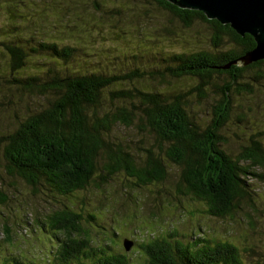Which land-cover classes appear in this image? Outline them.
Here are the masks:
<instances>
[{
    "label": "trees",
    "instance_id": "16d2710c",
    "mask_svg": "<svg viewBox=\"0 0 264 264\" xmlns=\"http://www.w3.org/2000/svg\"><path fill=\"white\" fill-rule=\"evenodd\" d=\"M146 3L164 15L154 28L157 52L150 45L137 47L136 31L125 30L153 20L139 11ZM198 23L207 25L210 36L206 48L193 49L175 29L189 31ZM0 27V122L10 120L0 132V169L22 181L32 196L56 202L32 222L55 244L57 256L49 263L249 264V250L245 263L234 244L196 240L198 234L191 242L171 241L172 234L143 240L134 253L145 260L141 263L109 242L115 244L126 219L135 220V212L149 206L148 198H168L131 194L169 181L167 162L181 169L176 194L220 219L244 203L251 224L259 210L253 181L264 178L263 171L256 172L264 170V131L252 132L234 150L227 148L225 131L233 119L241 123L246 116L248 124L257 118L247 103L245 115L236 99L254 95L247 74L253 73V82L263 80L264 60L224 67L255 48L252 36L167 0H0ZM124 46L127 53L121 52ZM137 49L150 62L140 65ZM116 61L128 64L111 66ZM182 81L192 86L177 88ZM203 102L209 104L208 122L194 115L193 105ZM121 129L149 135L154 143L126 145L116 134ZM117 175L130 186L123 190L124 204L114 206L108 190ZM5 185L0 173V208L11 202ZM78 197L86 203L77 209ZM102 210L121 224L102 227L109 239L99 241L88 228ZM3 232L10 242L8 224H2ZM15 253L19 256H2L0 264H36Z\"/></svg>",
    "mask_w": 264,
    "mask_h": 264
},
{
    "label": "rangeland",
    "instance_id": "374dc122",
    "mask_svg": "<svg viewBox=\"0 0 264 264\" xmlns=\"http://www.w3.org/2000/svg\"><path fill=\"white\" fill-rule=\"evenodd\" d=\"M139 11L148 14L147 16L153 20H149L146 24L143 23L141 26H127L125 30L136 31L137 47L145 48L147 45H150L152 51L157 52L160 46L156 38L158 31H155L154 28L157 29V23L161 20L160 16L164 15L157 11L154 5L149 3L142 6L140 5ZM168 21H170L169 18L163 17L164 23L168 24ZM7 28L11 30L14 29L11 26ZM175 31L185 35L186 41H181L185 46L193 47V49L206 48L208 42L207 38L210 36V30L206 24L201 25L198 23L189 31L182 30L178 26ZM110 45V43H106V46ZM127 48V46L122 47L121 52L127 53ZM184 50L185 49L179 52ZM137 51L138 49L136 50L135 56L139 57L140 65L150 62L152 57H147L143 53H137ZM126 64H128V62L120 64L119 61H116V63L111 64V66L117 67L119 65V67L125 68ZM252 76L253 73L247 74L246 81L252 84L254 95L250 96L243 94L240 98L237 96L236 104L238 107L243 108L242 111H244L246 115L247 103V105L254 110L252 114L254 118H257L250 119L248 124H246V116L241 123H237L235 121L236 119H233L232 123L227 126L230 129L225 131V135L228 138L227 148L231 150L237 149L238 147L241 149L252 132L264 131V79L260 82H253ZM189 83L190 82L182 81L176 82L175 85L177 88L191 87L192 85ZM210 96L211 97L208 98H212V92ZM196 102H198V100H196ZM208 106L209 104H205L204 102L202 106H198L196 103L193 105L194 115L198 121H209L211 116L208 115L210 111L209 108H207ZM9 125L10 120L4 119L1 121L0 132H4V129H7ZM116 134L126 145L131 144L132 146H137L138 143H141L140 145L146 144L149 147V145L154 143L153 137L147 135L142 138L137 134L136 130L121 129L116 130ZM167 165V171L171 174L169 181L160 185L149 186L147 189H142L141 192L140 190L133 191L131 194L132 196L139 194L143 197L141 193H144L147 195L146 198L150 196L164 197L168 195V198L160 202L152 200L153 198H148L149 206H145L140 211L137 210L135 214L138 215L135 220H133V217L126 219L124 225L121 227L120 236L115 239V244L109 242L112 249L117 252L121 251L133 257L134 260H140L139 262L141 263L145 260L139 259L134 253L138 250V244L143 240L149 241L150 238L155 236L166 237L172 234L171 237H167L171 241L181 240L183 242H191L193 241V237L198 234L199 237H195L196 240L200 237H205L207 239L221 240L234 244L241 251L245 263L247 249L249 250V264H264V178H257L253 181L255 189H259V191L256 192L257 195H255L259 210H256L257 212L253 211L252 221H250L251 224H249V219H247L246 216V204L244 203L242 204V208L237 209L231 217L220 219L208 215L201 204L194 202L190 198L181 197L176 194L177 189L175 185L179 180L181 169L170 162H167ZM262 171L264 174V170L258 169L256 172L262 173ZM0 173L1 177L3 176L5 179V190L9 192L11 197L9 205L0 208V232H2V224H8L11 232L10 242L5 239L4 232L3 235L0 234V258L5 254L10 255L11 253L15 254V256H19L16 255V251L17 253L21 252L23 258L27 259L30 263L52 264L49 263L51 258L57 256L55 253V244L50 240V236L47 232H43L42 229L34 227L32 222L36 220V217H44L48 214V209L56 207L53 205L56 204V202L51 201L50 197L47 195L39 196L36 194L32 196L30 194L31 192H29V188L22 181L12 178L5 173L4 166L0 169ZM114 178L116 182L110 186L108 192L113 194L112 198L115 199L114 206L115 204L123 205L124 197L128 195L125 194L123 197V190L129 187L130 183L126 181L122 175H117ZM160 190H162L161 193L156 194ZM176 199L180 200V202ZM85 203L86 201L78 197L76 203L77 209L83 207ZM166 204L170 206L168 207ZM106 205H103V207ZM97 206L101 207V204ZM140 206L143 207L142 204ZM107 207L105 209H107ZM152 212L158 214L156 219L150 215ZM126 213L127 212H123V214ZM102 214L104 216H101ZM96 216L99 218L88 228L92 233L91 236L99 241L109 239H106V236L100 233L102 231L101 228H111L115 221L121 224L120 220L118 218L116 219V215H108L107 212L103 210L101 214H97ZM125 223H127L128 226H126ZM125 234H127V236L123 237ZM124 238L130 239L135 243L130 252H126L122 247ZM93 246L96 247L95 245ZM13 256H11V258ZM93 264H97V261H94Z\"/></svg>",
    "mask_w": 264,
    "mask_h": 264
},
{
    "label": "water",
    "instance_id": "95a60500",
    "mask_svg": "<svg viewBox=\"0 0 264 264\" xmlns=\"http://www.w3.org/2000/svg\"><path fill=\"white\" fill-rule=\"evenodd\" d=\"M181 9L199 11L209 20L229 25L237 34L253 37L256 46L232 64L249 66L264 60V0H167ZM134 241L124 240V247L130 251Z\"/></svg>",
    "mask_w": 264,
    "mask_h": 264
},
{
    "label": "bare ground",
    "instance_id": "6f19581e",
    "mask_svg": "<svg viewBox=\"0 0 264 264\" xmlns=\"http://www.w3.org/2000/svg\"><path fill=\"white\" fill-rule=\"evenodd\" d=\"M246 90V89H245Z\"/></svg>",
    "mask_w": 264,
    "mask_h": 264
}]
</instances>
